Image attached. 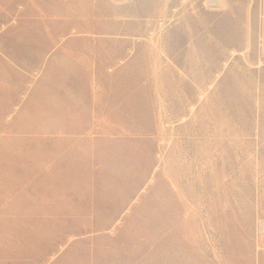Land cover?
<instances>
[{"label":"rangeland","instance_id":"1","mask_svg":"<svg viewBox=\"0 0 264 264\" xmlns=\"http://www.w3.org/2000/svg\"><path fill=\"white\" fill-rule=\"evenodd\" d=\"M206 1L0 0V264H264V0Z\"/></svg>","mask_w":264,"mask_h":264},{"label":"bare ground","instance_id":"2","mask_svg":"<svg viewBox=\"0 0 264 264\" xmlns=\"http://www.w3.org/2000/svg\"><path fill=\"white\" fill-rule=\"evenodd\" d=\"M218 2L219 3V6H225V2H226V0H207L206 1V3H207V5H210V4H212L213 2ZM119 2V1H118ZM248 50V49H247ZM234 51H235V49H234ZM245 51V50H244ZM237 52H238V50H237ZM236 53V52H235ZM240 53V52H239ZM241 53H244V52H241ZM232 54H233V52H232ZM237 54V53H236ZM235 54V55H236ZM260 66H262L263 65V61H262V59H261V61H260ZM176 186V185H175ZM179 187V186H178ZM176 188V187H175ZM178 191V190H177Z\"/></svg>","mask_w":264,"mask_h":264},{"label":"built area","instance_id":"3","mask_svg":"<svg viewBox=\"0 0 264 264\" xmlns=\"http://www.w3.org/2000/svg\"><path fill=\"white\" fill-rule=\"evenodd\" d=\"M117 1H120V0H117ZM211 7H218L219 6V3L218 2H213L212 4H210ZM259 227L261 229V231H264V220H260L259 221Z\"/></svg>","mask_w":264,"mask_h":264},{"label":"crops","instance_id":"4","mask_svg":"<svg viewBox=\"0 0 264 264\" xmlns=\"http://www.w3.org/2000/svg\"><path fill=\"white\" fill-rule=\"evenodd\" d=\"M263 41H264V37H263Z\"/></svg>","mask_w":264,"mask_h":264}]
</instances>
